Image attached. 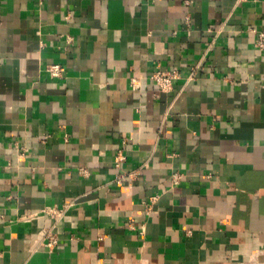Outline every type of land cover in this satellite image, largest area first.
Wrapping results in <instances>:
<instances>
[{
  "label": "crops",
  "instance_id": "1",
  "mask_svg": "<svg viewBox=\"0 0 264 264\" xmlns=\"http://www.w3.org/2000/svg\"><path fill=\"white\" fill-rule=\"evenodd\" d=\"M253 30L264 0H0V264H264Z\"/></svg>",
  "mask_w": 264,
  "mask_h": 264
},
{
  "label": "built area",
  "instance_id": "2",
  "mask_svg": "<svg viewBox=\"0 0 264 264\" xmlns=\"http://www.w3.org/2000/svg\"><path fill=\"white\" fill-rule=\"evenodd\" d=\"M188 4V2H187ZM189 19V18H188ZM257 37L255 46L256 48L264 54V31L263 30H253ZM45 71L49 73L52 77L55 78H63L66 74V68L62 64L54 63V64H48L45 67ZM194 74H192V77ZM180 78V74L177 71H164L160 67L155 69L152 74L150 75V79L156 84L159 91L163 93H170L174 89V82L175 80ZM132 85L135 89L140 87L139 81L133 80ZM117 160V166L119 167V163L121 160H123V157L120 155V157L116 158ZM181 179V176L178 174H175L173 176V182L178 183V181ZM69 205H65L62 209H56V208H47L43 212L45 214H62V212L67 209ZM58 240L56 235L53 232H48L46 235V247L49 250H53L57 246Z\"/></svg>",
  "mask_w": 264,
  "mask_h": 264
}]
</instances>
